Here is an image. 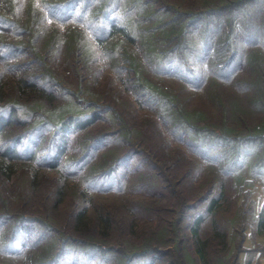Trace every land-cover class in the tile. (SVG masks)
Segmentation results:
<instances>
[{
	"label": "trees",
	"instance_id": "16d2710c",
	"mask_svg": "<svg viewBox=\"0 0 264 264\" xmlns=\"http://www.w3.org/2000/svg\"><path fill=\"white\" fill-rule=\"evenodd\" d=\"M191 1L167 11L153 0H34L24 11L22 0H0V219L10 222L6 238L9 242L24 238L29 220L25 213L9 209L15 200L6 197L7 191L28 205V194L40 190L45 172L52 171L58 173L51 179L53 203L63 204L72 188L79 200L65 216L69 229L47 226L48 235L28 245L29 228L24 250L9 253L26 257L29 264H56L70 244L79 243L89 253L114 251L126 264L146 253L168 258L157 241L141 246L150 231L141 225L140 209L127 203L123 217L113 206L95 202L101 195L135 193L139 180L145 184L144 179L156 177L168 182L163 188L169 186L179 198L176 208L170 198L155 208L162 193L146 200L147 207L171 214L158 218L165 224V247L182 244L189 212L206 201L205 211L213 217L211 236H203V213L191 223L189 234L199 262L218 263L229 238L217 216L228 196L225 176L241 162L248 147L253 149L249 167L264 176V123L254 124L242 111L230 118L229 107L219 96L216 124L200 119L201 111L192 112L186 98L162 76L173 80L174 64L175 79L190 86L211 72L225 77L240 66L246 43L254 49L262 42L259 48L264 50V7H255L256 0H204V7L190 6ZM49 21L69 30L52 31ZM64 48L68 56L63 65L77 78L75 87L58 82L56 60ZM100 55L104 61L98 68L105 66L106 77L110 76L104 90L89 87L94 92L88 97L91 85L83 80L84 64ZM251 58L260 78L253 105L264 109V66L254 55ZM114 95L127 96L129 103L114 101ZM32 132L38 133L30 139ZM99 138L107 140L101 148L96 146ZM28 139L33 149L23 145ZM134 158L137 162L119 175V187L103 185L121 164ZM188 162L191 171L186 179L173 183L166 177L167 171ZM76 163L81 165L75 169ZM207 167L216 171L209 181H205L211 171ZM23 174L27 188H15ZM184 183L191 186L181 190ZM256 227L264 233V207ZM117 230L122 239L115 246L110 238ZM127 240L133 248L125 244Z\"/></svg>",
	"mask_w": 264,
	"mask_h": 264
},
{
	"label": "rangeland",
	"instance_id": "374dc122",
	"mask_svg": "<svg viewBox=\"0 0 264 264\" xmlns=\"http://www.w3.org/2000/svg\"><path fill=\"white\" fill-rule=\"evenodd\" d=\"M34 0H22L24 11H27L28 6L30 7ZM39 1V0H36ZM156 4L165 7L166 10L169 8L173 11V7L176 5H180L181 3H188L191 0H153ZM196 2H192L190 6L197 5L199 7H204V0H195ZM213 1H220V0H211ZM252 2V1H251ZM257 2V4L255 3ZM253 2L255 7H264V0H256ZM150 4V1H148ZM262 3V5H258ZM254 7V6H253ZM26 9V10H25ZM134 11H136L134 9ZM168 11V10H167ZM166 11V12H167ZM136 13V12H135ZM169 13V12H168ZM171 16V15H170ZM47 25L52 27V31L57 29L56 27H60V29H68L67 26H63L61 24L57 25L53 22H47ZM195 27V26H194ZM89 36V32H86ZM197 38H199V34L197 33ZM218 38V37H216ZM45 39H42V43ZM47 39L45 40V42ZM251 42L246 43L248 49L242 52L241 54V64L238 67H233L229 74L225 77H216L213 75V72L205 74V79L198 83V85L190 86L185 84V82L175 79L177 74V68L172 65V70L170 72L172 79L168 77H163V79L169 81L168 85L172 87L174 91H179L183 95V98H186L187 107L192 112L201 113L199 114V118L206 120L207 122H211L216 124L218 120V111L216 110L217 105V96L223 98L225 104L229 107V117H235V112L242 111L243 114L251 122L254 124H263L264 123V109L256 108L253 105V98L256 91H259V73L257 68L253 65V61L251 56H255L257 59H260L259 63L264 66V50L263 48H259L262 42L258 45H254L255 48L253 49V45L249 44ZM245 46V47H246ZM258 48V49H257ZM59 60L57 57L56 60V71L60 72V78H58V82L62 86L68 87H75L77 82V78L74 76L73 71L71 68H67L63 65L66 62L67 54L66 48L60 50ZM139 56H144L142 53L139 52ZM103 57L96 56L94 59L88 63L84 64V75L83 80L88 81V84L91 85L87 87V96L90 97L94 91H91L90 88H97L100 90H104V86L107 83L106 73H108V69L103 66L102 73H99L98 66H102L100 63ZM254 59V57H253ZM208 60H205L204 64ZM110 68V66H108ZM110 73V72H109ZM112 76V74H111ZM162 79L161 77H159ZM79 80V79H78ZM90 87V88H89ZM97 93L100 92L96 90ZM95 91V93H96ZM116 98H119L120 102L123 101L122 104L126 103L127 96L124 97H117L113 96V100L116 101ZM215 98V99H214ZM66 100L60 102L59 105H62ZM128 102V101H127ZM129 103V102H128ZM131 103V99H130ZM220 110V106L218 107ZM135 117L137 118V112H133ZM99 132V130L97 131ZM38 132H36L37 134ZM34 132L31 133L29 136L30 139L33 135H36ZM105 137V136H103ZM98 138V137H97ZM28 139L23 142L25 147H29L31 144V140ZM106 138H99V143L96 144L98 147H102L107 140ZM105 141V142H104ZM246 154L242 158L241 162H238L235 168L232 170H228L227 175L225 176V183H226V192H227V200L222 204L220 212H218V220L221 224L222 229L228 232V246L227 248H223L221 252V256H217V264H264V233L258 230L256 227V218L258 214L262 211L264 207V176L261 175V172L255 171L249 167V157H253V149L246 148ZM125 160V159H124ZM137 162V158H134L130 162H122L123 164L120 165L118 169L115 170L114 175L107 181L106 184L103 185H111L112 187H119L120 182V174L127 169L128 166L134 165ZM96 163V162H95ZM94 163V164H95ZM77 164V163H76ZM73 164L75 169L79 167L81 164ZM93 164V165H94ZM191 163L188 162L181 166V169H176L175 167L167 171L166 177L170 176L171 182L173 183H180L183 179H186L187 174H190L189 169ZM73 169V168H72ZM121 169V170H120ZM120 170V173H119ZM209 171V179H205V181L211 180L216 174V171L206 168ZM48 174L45 172V179L43 180V185L40 190H36L34 195L29 193L26 201L28 205L23 204L22 200L20 199L19 195H14L11 192H6V197L13 199L10 203V208L13 212L16 213H25L26 217H29V220L26 224V231L29 228L32 229L31 234L27 233L28 245L36 243L37 239H41L42 236L48 235L46 232L47 226L58 228L61 230L69 229L70 225L68 226L67 221H65V216L71 211L72 208L76 206L79 202L78 198H76L74 191L71 189L69 192L68 197L66 198L65 202L60 206H56L54 201V181L51 180L57 177L58 173L50 172ZM199 178V177H198ZM195 178V179H198ZM143 179V178H142ZM180 179H182L180 181ZM147 182L144 184L143 180H139L136 185L133 187V192L129 194L123 195H101L100 198L95 200V202H99L104 206H113V208L118 209V213L125 217L124 210L122 207H127V203L130 207L140 209V217L142 226H147V229L151 232L147 233V235L142 239V245L147 244V242L160 243L163 245V248L166 250V254L168 258L165 256L156 254V253H146L142 254L131 261L129 260L128 264H166V262L177 261L178 264H201L197 259L194 245L192 239L190 238L189 234V227L191 223H193L194 219L197 217L198 214L203 213L205 216V220L202 224V233L204 237L211 236L212 233V222L213 217L208 215L205 211L206 201H202L197 206L192 209L187 219L184 222V241L182 244L176 247V243L173 242L167 246V233L164 227V222L161 223L158 218L160 217H169V213L162 212L159 210H155L153 208L147 207L146 200L150 197L153 193H162L158 197V205L155 208H161L163 206V202L167 200V198L173 201V207L176 208L177 203L179 201L178 196H173L172 191L173 189L169 186H164L163 184L168 183L165 181L160 180L159 178L153 177V179H144ZM169 181V180H168ZM143 182V183H142ZM28 178L25 174L21 176L19 182L15 183V188H19L22 186L23 188H27ZM76 185H80L79 183H74ZM82 186V185H81ZM190 184L184 183L182 189H187L190 187ZM29 188V187H28ZM16 191V190H15ZM189 195V194H188ZM167 196V197H166ZM190 198H193V194L190 193ZM127 197H131L130 201H127ZM154 217H157V221L152 220ZM33 219H40V222H35ZM42 223V224H41ZM47 223V224H45ZM45 226H44V225ZM162 225V226H160ZM10 226L9 221H4L0 219V264H29L28 259L26 257L19 258L18 254L14 255L8 252V250H21L24 248L23 241L24 238H18V240L8 241L9 238H6V235L9 236L10 233L7 232V228ZM157 226L158 228H155ZM47 227V228H46ZM45 231V232H44ZM45 233V234H44ZM80 239V238H78ZM114 245L117 246L122 239L120 231H115L110 238ZM124 239V238H123ZM147 239V240H146ZM146 241V242H145ZM145 242V243H144ZM126 245L128 244L129 247L133 248V243H129L127 240ZM84 245L82 244H70L67 248L66 253L62 256V258L56 264H113L114 261L118 262V264H126L123 263L126 259H122V257L116 254L114 251H107L104 254H96V253H89L82 250ZM7 250V251H6ZM24 250V249H23ZM93 251V250H92ZM24 253V251H23Z\"/></svg>",
	"mask_w": 264,
	"mask_h": 264
}]
</instances>
